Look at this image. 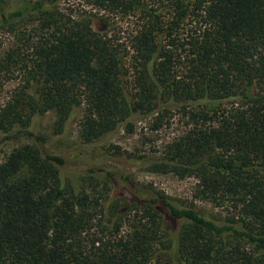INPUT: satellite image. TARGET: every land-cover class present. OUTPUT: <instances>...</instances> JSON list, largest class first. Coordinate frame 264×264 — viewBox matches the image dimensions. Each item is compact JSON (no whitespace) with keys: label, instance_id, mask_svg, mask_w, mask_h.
<instances>
[{"label":"trees","instance_id":"obj_1","mask_svg":"<svg viewBox=\"0 0 264 264\" xmlns=\"http://www.w3.org/2000/svg\"><path fill=\"white\" fill-rule=\"evenodd\" d=\"M83 1L136 14L130 45L58 0H0V28L29 51L0 62L22 70L0 109V150L13 146L0 160V264H264V0ZM48 112L49 138L37 131ZM173 113L189 128L160 157L125 159L195 178L223 220L107 166L112 148L84 161L56 142L77 116L81 151L137 120L158 130Z\"/></svg>","mask_w":264,"mask_h":264},{"label":"rangeland","instance_id":"obj_2","mask_svg":"<svg viewBox=\"0 0 264 264\" xmlns=\"http://www.w3.org/2000/svg\"><path fill=\"white\" fill-rule=\"evenodd\" d=\"M57 7L66 15L73 18L79 16H87L97 14L93 18V27L95 30H100L103 33L119 39L120 43L126 46L130 45V37L135 29H137L142 22L136 14L131 16L111 15L103 11L95 10L93 7L87 5L83 0H58ZM168 11V10H166ZM186 20L184 26V34L192 32L195 27V12ZM169 16V13L163 12V20ZM19 29H28L31 34L34 32L35 23L21 22ZM193 26V27H192ZM21 46V47H20ZM20 49L25 56L28 52L21 42L17 41L16 33L7 28H0V62L3 57L11 49ZM1 68V67H0ZM20 67H10L7 71L0 69V109L3 108L14 94V90L20 83L22 70ZM130 68V66H129ZM82 116H77L76 119L69 125L67 133L62 136L57 144L64 150L71 152L73 157L88 160L91 153L103 152L102 147L112 148L110 151L109 159H107V166L117 169H123L138 183L151 186L155 190L164 193L175 204L181 206H191L197 212L212 217L217 220L225 219L228 214L224 207H216L207 200L200 199L196 196L197 180L193 177L179 178L173 174H160L148 172L144 168L130 164L126 159V155L131 154L136 157H160L164 151L165 146L182 135L188 128V119L184 118L181 114L173 113L169 117V124L162 126L158 130L152 129L153 117L143 121H135L132 133H127L123 126H121L112 136L108 139H101L95 145L84 147L81 151V139L79 136L80 121ZM56 116L54 112H48L43 117L37 120V131L45 137L51 135ZM27 140L21 138L14 144L15 146L23 145ZM76 146V148H75ZM13 146L8 145L0 150V160L3 159L4 154L8 153ZM114 147L120 149L121 154L114 152ZM114 153V154H113Z\"/></svg>","mask_w":264,"mask_h":264}]
</instances>
